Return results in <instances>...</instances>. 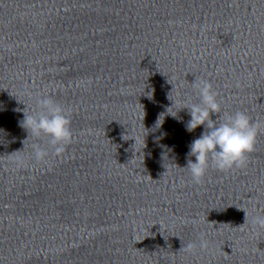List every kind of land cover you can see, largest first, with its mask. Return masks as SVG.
<instances>
[{
    "label": "clouds",
    "instance_id": "9594fccd",
    "mask_svg": "<svg viewBox=\"0 0 264 264\" xmlns=\"http://www.w3.org/2000/svg\"><path fill=\"white\" fill-rule=\"evenodd\" d=\"M192 87L197 92L199 102L184 101L182 109H187L191 117L186 124V130L193 132L201 125L205 127V130L199 138L190 143L187 154L189 158L184 168L188 169L192 182L200 184L203 182L209 167H214L219 171H229L233 168L246 166L249 155L255 150L257 137L264 130V121H253L243 111H236L234 114H222L221 103L217 98L218 94L206 79H194ZM37 106L40 110L32 114L27 111V108L24 109V119L21 126L27 131L28 137L31 136L36 139L47 137L53 154L64 153L67 145L72 142L69 115L50 96L39 97ZM213 114H217L216 120L212 119ZM161 116L162 114L156 122L157 127L164 121L163 118L161 122ZM138 142L135 139V144ZM31 148L32 159L36 162L46 161L49 155L46 148L41 147L39 143H33ZM192 157L195 158V162L191 159ZM244 211V224H246L248 212ZM252 224L264 229V215L254 216ZM197 248L200 250L208 248V241L204 238L203 233L200 234L198 245L192 242L186 245L183 243L181 250L195 254Z\"/></svg>",
    "mask_w": 264,
    "mask_h": 264
}]
</instances>
